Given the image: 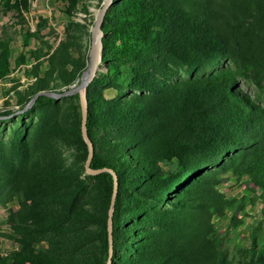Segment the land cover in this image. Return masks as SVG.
<instances>
[{
  "label": "trees",
  "instance_id": "obj_1",
  "mask_svg": "<svg viewBox=\"0 0 264 264\" xmlns=\"http://www.w3.org/2000/svg\"><path fill=\"white\" fill-rule=\"evenodd\" d=\"M31 2L0 0L14 17L0 28L1 106L60 92L86 66L93 21L50 42L28 24ZM53 2L91 14L87 0ZM101 28L86 128L90 167L117 176L113 252V176L85 173L80 94L39 95L19 114L28 120L0 118L13 122L0 136V202L18 204L0 264H264V0H113ZM228 181L242 190L227 193Z\"/></svg>",
  "mask_w": 264,
  "mask_h": 264
},
{
  "label": "rangeland",
  "instance_id": "obj_2",
  "mask_svg": "<svg viewBox=\"0 0 264 264\" xmlns=\"http://www.w3.org/2000/svg\"><path fill=\"white\" fill-rule=\"evenodd\" d=\"M87 2L89 4V10L91 12L90 15H87L83 12H77L75 16H70L69 14L60 10L59 6L56 3H54L53 0H32L28 11L24 10V13L26 15L28 24L31 26V28L40 27L41 33L44 34V36H46V38H48L50 42L52 41L56 43L59 39L62 38L64 29L67 26L69 21L74 20L78 22H85L84 18H86L87 22L93 21L94 13L100 7V4L98 3V0H87ZM13 18L14 17H13L12 12L3 14L0 11V28L2 24L6 22L10 23L13 20ZM91 26H92V23L88 25V30H90V33H83L80 37L82 42L85 44L84 53L86 56V63L89 58V52H90L89 50L92 45V39H93L92 32H91ZM17 40L18 41L15 44L16 47L20 46L19 36H17ZM21 81H24V79L22 78ZM8 85H9L8 82H0V104H2L3 102L2 96L4 95V90L8 87ZM242 86L251 92H257L255 90V87L250 82L243 80ZM22 106H23L22 104H16V103L14 104L12 103V104L5 105V106L0 105V113L12 112L14 110L21 108ZM19 114H15V116L19 117L17 120L18 122L21 120H28L30 117L29 114H26L23 116H20ZM12 124L13 122L9 119L6 120L4 123H1L0 124V136H6ZM232 184L233 183L231 181H228L222 186V189L226 191L227 193L237 194V192L241 191L243 188L239 185H232ZM14 202L16 201L10 200V201H6L5 203L0 202V210H3V212L5 213L4 217L1 218V221H2L1 225H3V228L0 227V250H9L11 247L15 245L13 244L11 239L1 234L2 232L7 231V228L6 226H4V223H3L5 218H7L6 215L9 214L11 210L13 212L17 210L16 204H14ZM260 206H261V202L259 200L254 201V203L248 204V206L245 208L246 222H252L256 220L254 219V217H256L259 214ZM250 216H254V217H250ZM215 221L219 225L221 230L229 228L228 217L219 218V219H216ZM241 234L243 235L245 234V232L242 231Z\"/></svg>",
  "mask_w": 264,
  "mask_h": 264
},
{
  "label": "water",
  "instance_id": "obj_3",
  "mask_svg": "<svg viewBox=\"0 0 264 264\" xmlns=\"http://www.w3.org/2000/svg\"><path fill=\"white\" fill-rule=\"evenodd\" d=\"M113 0H102L100 7L94 13V19L91 26L92 32V45L90 47L89 58L86 63V66L80 76L76 78L75 82L69 85L67 88L63 89L60 92L56 91H38L29 99V101L20 109L15 110L14 112L6 115L0 116V118H9L15 114L22 113L28 110L35 102L36 98L39 95H47L54 98H60L62 96H67L73 93L78 92L80 94V109H81V134L84 141L87 144V158L85 161V173L87 174H97L101 171L107 170L113 176V190L110 200V205L108 209L107 217V235H108V247H109V258L113 252V240H112V212L115 202L116 190H117V176L112 169L101 168V169H92L90 167V161L93 155V144L88 137L87 128H86V115H87V98L86 90L92 80L97 76L98 72L105 68V62L102 60L103 53V42L102 37L104 32L101 28V23L106 12V9L111 5ZM90 31V30H89ZM95 45V51L92 53V48ZM106 264H110V259L107 260Z\"/></svg>",
  "mask_w": 264,
  "mask_h": 264
},
{
  "label": "built area",
  "instance_id": "obj_4",
  "mask_svg": "<svg viewBox=\"0 0 264 264\" xmlns=\"http://www.w3.org/2000/svg\"><path fill=\"white\" fill-rule=\"evenodd\" d=\"M14 204H16V207L18 209V204L16 202H14ZM15 211H17V210H15ZM4 214L5 213L3 212V210H0V227H2V228H3V225H1V222H2L1 218L4 217ZM6 216H7V218H5L3 223H4V226H6V228L9 229L11 227V225L13 224V221L8 218V214ZM12 242H13V244H16V242H14V241H12Z\"/></svg>",
  "mask_w": 264,
  "mask_h": 264
},
{
  "label": "bare ground",
  "instance_id": "obj_5",
  "mask_svg": "<svg viewBox=\"0 0 264 264\" xmlns=\"http://www.w3.org/2000/svg\"><path fill=\"white\" fill-rule=\"evenodd\" d=\"M95 51V45L93 46V48H92V53Z\"/></svg>",
  "mask_w": 264,
  "mask_h": 264
}]
</instances>
